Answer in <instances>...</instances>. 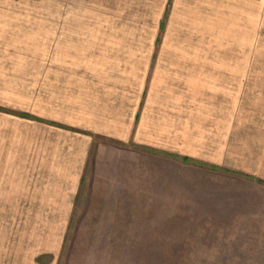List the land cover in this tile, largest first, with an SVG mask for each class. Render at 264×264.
<instances>
[{
    "label": "rangeland",
    "instance_id": "obj_1",
    "mask_svg": "<svg viewBox=\"0 0 264 264\" xmlns=\"http://www.w3.org/2000/svg\"><path fill=\"white\" fill-rule=\"evenodd\" d=\"M1 24H18L22 33L35 36L29 37L35 39V71L50 68L44 54L50 40L85 26L94 30L87 33L118 40L120 54L142 68L146 64L154 85L157 65L171 68V56H179L176 64L184 71L192 68L179 64L181 56L192 55L201 61L209 57L211 70L264 72V0H0ZM166 77L170 83V74ZM25 91L22 97L10 96L17 101L0 96V103L39 113L36 107L43 104H35L29 88ZM259 91L247 89L240 96L242 103L233 110V141L243 140L255 122L263 124L264 103L255 105L264 95ZM0 130L8 151L35 150L34 120L0 111ZM97 148L103 157L96 170L92 158L88 163L61 264L67 258L99 257L90 254L92 248L127 249L133 264H264V181L246 174L249 167L238 170L241 160L253 161L242 158L249 155L228 152L223 162L234 169L134 145L116 147L104 138ZM22 193L23 200L35 195ZM20 195L8 191L9 220L35 213V207L16 205ZM23 224L9 222L8 228Z\"/></svg>",
    "mask_w": 264,
    "mask_h": 264
},
{
    "label": "crops",
    "instance_id": "obj_2",
    "mask_svg": "<svg viewBox=\"0 0 264 264\" xmlns=\"http://www.w3.org/2000/svg\"><path fill=\"white\" fill-rule=\"evenodd\" d=\"M73 30L49 41L44 54L52 62L41 72L35 71V36L22 33L18 24L0 25V96L5 97L1 100L22 97L29 88L35 104H43L36 107L39 113H33L0 103L1 112L35 121L32 151L21 147L8 151L0 130V207L5 212L0 214V264H61L83 178L91 158L93 169L98 167L103 156L94 150L103 138L116 147L134 145L236 169L223 162L233 150L253 160L249 164L241 160L237 169L249 167L246 174L264 181V121L248 127L243 140L232 139L233 110L241 105L240 96L247 89L264 91L260 81L264 72L211 70L206 65L209 57L201 61L192 55L181 56L179 64L192 68L184 71L176 64L179 56H171L167 57L171 68L157 65L159 78L154 85L155 75L146 64L142 68L130 55L120 54L118 40L87 33L94 30L85 26ZM250 77L259 81L249 82ZM162 93L171 100H159ZM258 96L255 105L264 103V95ZM10 101L17 99L10 97ZM201 104H207V109H201ZM209 111H216L215 116ZM12 189L21 192L16 205L35 207V213L9 220L6 207ZM25 190L35 195L23 200ZM16 221L24 224L9 229L8 223ZM91 251L100 256L67 258L65 264H133L127 257L133 253L127 249ZM120 255L124 257H115Z\"/></svg>",
    "mask_w": 264,
    "mask_h": 264
},
{
    "label": "trees",
    "instance_id": "obj_3",
    "mask_svg": "<svg viewBox=\"0 0 264 264\" xmlns=\"http://www.w3.org/2000/svg\"><path fill=\"white\" fill-rule=\"evenodd\" d=\"M23 115H25V116H27V117H35L34 115L29 114V113H23ZM184 159H186V160H192V159L189 158V157H184ZM193 161H195V160H193Z\"/></svg>",
    "mask_w": 264,
    "mask_h": 264
}]
</instances>
